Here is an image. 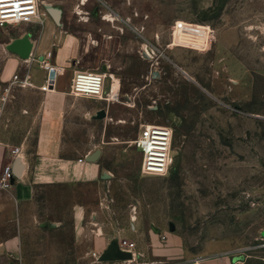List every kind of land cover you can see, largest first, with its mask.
Segmentation results:
<instances>
[{"label":"rangeland","instance_id":"obj_1","mask_svg":"<svg viewBox=\"0 0 264 264\" xmlns=\"http://www.w3.org/2000/svg\"><path fill=\"white\" fill-rule=\"evenodd\" d=\"M45 1L66 30L93 31L76 33L113 83L108 116L71 146L102 149L112 177L40 188L32 250L52 246L53 264H192L217 250L264 264V0ZM143 124L174 131L168 175L141 172ZM114 238L133 259L102 260Z\"/></svg>","mask_w":264,"mask_h":264},{"label":"crops","instance_id":"obj_2","mask_svg":"<svg viewBox=\"0 0 264 264\" xmlns=\"http://www.w3.org/2000/svg\"><path fill=\"white\" fill-rule=\"evenodd\" d=\"M46 10L48 15L43 24L0 27L1 264H28L27 259H35L40 264L56 262L58 256L50 251L51 245L46 254L32 250L24 226L27 211L34 205L38 190L45 185L94 182L102 178L104 168L98 160L86 159L96 149L81 147L77 155L71 153V146L79 144L78 132L83 135L86 129L92 130L98 120L94 115L103 108L100 103L105 102L71 92L72 81L78 72H102L96 71V65L86 59L81 37L76 33L86 36L93 31L66 30L61 24L64 10L60 21ZM25 35H29L34 45L28 58L7 48L12 41ZM110 35L109 38L117 40L115 34ZM49 51L53 53L52 62L58 70L56 82L50 87L46 81L48 73L40 62ZM26 77L30 82L27 86L13 83ZM113 89L112 81L107 85L106 79V92L110 94ZM16 148H20L19 153L15 152ZM7 165L12 166L14 183L4 188L1 177ZM84 216V207L78 205L74 214L76 225L82 224ZM50 226L54 227L56 223H50ZM170 246L176 248L175 242ZM189 261L192 264H244L234 254L220 250Z\"/></svg>","mask_w":264,"mask_h":264},{"label":"built area","instance_id":"obj_3","mask_svg":"<svg viewBox=\"0 0 264 264\" xmlns=\"http://www.w3.org/2000/svg\"><path fill=\"white\" fill-rule=\"evenodd\" d=\"M45 0H0V27L22 23L43 24L48 11ZM52 51L47 52L40 59L42 67L47 71V85L54 86L58 70L52 62ZM106 73L80 71L75 75L71 84V92L78 96H88L100 101H110V94L106 92ZM22 86L30 84L26 77L13 82ZM5 100V99H4ZM174 131L170 126L159 124H143L139 135L133 144L142 155L141 172L144 175L165 176L173 167L172 144ZM20 148L15 152L19 153ZM12 166L7 165L1 177V186H12Z\"/></svg>","mask_w":264,"mask_h":264},{"label":"water","instance_id":"obj_4","mask_svg":"<svg viewBox=\"0 0 264 264\" xmlns=\"http://www.w3.org/2000/svg\"><path fill=\"white\" fill-rule=\"evenodd\" d=\"M46 8L51 11L57 21H60L62 16V9L60 7H55L50 3H47ZM33 42L31 41L29 35H25L24 37L15 39L8 45V50L18 53L23 58H28L31 55L33 49ZM108 115L107 110L105 108L99 109L94 118L104 119ZM102 154V149L98 148L94 152L87 155L86 159L88 161L94 162L99 159ZM112 177V174L108 171L102 173V178L109 179ZM14 183V180L12 179ZM172 229L174 227L172 226ZM134 253L131 250L122 249L118 243V239L114 238L108 245V247L104 250L101 255L102 260H126L133 259Z\"/></svg>","mask_w":264,"mask_h":264},{"label":"bare ground","instance_id":"obj_5","mask_svg":"<svg viewBox=\"0 0 264 264\" xmlns=\"http://www.w3.org/2000/svg\"><path fill=\"white\" fill-rule=\"evenodd\" d=\"M108 72V71H107ZM106 77H108V73L106 74Z\"/></svg>","mask_w":264,"mask_h":264},{"label":"flooded vegetation","instance_id":"obj_6","mask_svg":"<svg viewBox=\"0 0 264 264\" xmlns=\"http://www.w3.org/2000/svg\"><path fill=\"white\" fill-rule=\"evenodd\" d=\"M96 14H98V10H96Z\"/></svg>","mask_w":264,"mask_h":264}]
</instances>
